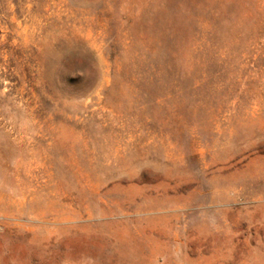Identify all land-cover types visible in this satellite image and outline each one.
Masks as SVG:
<instances>
[{"label": "rangeland", "instance_id": "374dc122", "mask_svg": "<svg viewBox=\"0 0 264 264\" xmlns=\"http://www.w3.org/2000/svg\"><path fill=\"white\" fill-rule=\"evenodd\" d=\"M0 264H264V0H0Z\"/></svg>", "mask_w": 264, "mask_h": 264}]
</instances>
